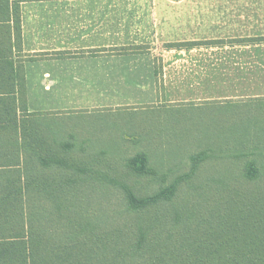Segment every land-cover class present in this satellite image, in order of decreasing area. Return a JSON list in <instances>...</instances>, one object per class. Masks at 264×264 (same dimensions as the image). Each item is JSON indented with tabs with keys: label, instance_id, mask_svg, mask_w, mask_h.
Returning <instances> with one entry per match:
<instances>
[{
	"label": "crops",
	"instance_id": "obj_1",
	"mask_svg": "<svg viewBox=\"0 0 264 264\" xmlns=\"http://www.w3.org/2000/svg\"><path fill=\"white\" fill-rule=\"evenodd\" d=\"M19 12L21 48L0 23V56L22 65L26 112L17 114L31 132L13 137L0 123V164L20 162L0 175L22 178L23 162L38 159L40 116L160 98L264 99V0H22Z\"/></svg>",
	"mask_w": 264,
	"mask_h": 264
},
{
	"label": "trees",
	"instance_id": "obj_2",
	"mask_svg": "<svg viewBox=\"0 0 264 264\" xmlns=\"http://www.w3.org/2000/svg\"><path fill=\"white\" fill-rule=\"evenodd\" d=\"M20 1L0 0V23L13 28L16 50ZM0 57L9 83L2 92L13 93L0 98V123L13 137L25 135L31 129L25 118L20 129L17 114L26 112L22 65ZM39 152L37 160L23 162L22 178L20 171L0 175V264H264V163L258 173L243 170L242 177L231 171L227 188L191 189L180 198L176 187L202 161L194 158L193 170L174 183L145 195L122 192L128 204L105 216L78 202L77 184L101 177L93 169L99 160L43 145Z\"/></svg>",
	"mask_w": 264,
	"mask_h": 264
},
{
	"label": "rangeland",
	"instance_id": "obj_3",
	"mask_svg": "<svg viewBox=\"0 0 264 264\" xmlns=\"http://www.w3.org/2000/svg\"><path fill=\"white\" fill-rule=\"evenodd\" d=\"M97 108L40 116L36 125L43 147L99 160L93 169L101 177L77 184L83 196L78 202L105 216L128 204L122 192L145 195L174 183L193 170L194 158L202 161L176 187L180 198L191 189L227 188L231 171L242 177L243 170L258 173L264 163V99L170 104L160 98L155 104Z\"/></svg>",
	"mask_w": 264,
	"mask_h": 264
}]
</instances>
